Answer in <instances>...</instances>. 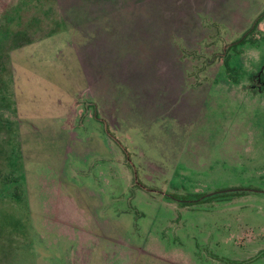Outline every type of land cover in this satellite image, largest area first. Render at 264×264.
Returning a JSON list of instances; mask_svg holds the SVG:
<instances>
[{
  "label": "rangeland",
  "instance_id": "obj_1",
  "mask_svg": "<svg viewBox=\"0 0 264 264\" xmlns=\"http://www.w3.org/2000/svg\"><path fill=\"white\" fill-rule=\"evenodd\" d=\"M196 244L264 264V0H0V264Z\"/></svg>",
  "mask_w": 264,
  "mask_h": 264
},
{
  "label": "trees",
  "instance_id": "obj_2",
  "mask_svg": "<svg viewBox=\"0 0 264 264\" xmlns=\"http://www.w3.org/2000/svg\"><path fill=\"white\" fill-rule=\"evenodd\" d=\"M262 19H263V17H260L259 19H258V21H256L255 22V24L253 25V27H252V29H251V33H250V36H255V29H258V27H259V25L261 24V21H262ZM246 34V33H245ZM244 34V37L241 39V40H237L235 43H232L231 45L232 46H234V48H236L235 46L237 45V44H243L244 42H247L248 40H251L249 37L247 38V37H245L246 35ZM253 36V37H254ZM231 45H229V47H228V50L227 51H224L223 52V55L222 54H219L220 56H218L217 54H215L214 55V58H216V61H219L221 58H224V70H225V73L228 75V76H231V74H232V76L231 77H233V84H239V83H241L240 82V78L239 77H235V75L237 74V71H238V67H236V65L235 64H237V63H240V61H242V54H241V51H239L238 49H236V53H237V55H238V58H237V62H235V63H233L232 61H231V59H232V55H231V53L229 52V51H231V49L232 48H230V46ZM214 52H216V51H214ZM198 53H201V51L200 52H198ZM195 55H197V53L195 52L194 53ZM208 61V63H210V62H213V60L211 59H208L207 60ZM215 62V61H214ZM214 64V63H213ZM234 75V76H233ZM216 196H219L220 197V195H216ZM214 197L215 199H217L218 197Z\"/></svg>",
  "mask_w": 264,
  "mask_h": 264
},
{
  "label": "crops",
  "instance_id": "obj_3",
  "mask_svg": "<svg viewBox=\"0 0 264 264\" xmlns=\"http://www.w3.org/2000/svg\"><path fill=\"white\" fill-rule=\"evenodd\" d=\"M231 233H229V237H230ZM226 242V241H225ZM201 250L199 245H193V256L191 257L190 254H182V261L181 263H177V264H200L201 261H203V264H210L211 262H214L212 264H216V260H217V256L216 254H208L206 256L201 255L200 254ZM223 259H231L228 258L226 256H223Z\"/></svg>",
  "mask_w": 264,
  "mask_h": 264
}]
</instances>
